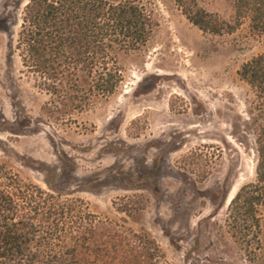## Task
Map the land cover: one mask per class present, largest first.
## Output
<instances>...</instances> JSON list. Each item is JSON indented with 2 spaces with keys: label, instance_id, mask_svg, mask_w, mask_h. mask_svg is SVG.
Wrapping results in <instances>:
<instances>
[{
  "label": "rangeland",
  "instance_id": "1",
  "mask_svg": "<svg viewBox=\"0 0 264 264\" xmlns=\"http://www.w3.org/2000/svg\"><path fill=\"white\" fill-rule=\"evenodd\" d=\"M197 1L233 20L230 1ZM28 2L0 0L1 163L64 207L60 227L92 229L89 255L123 259L154 242L155 257L171 264H264V248L250 254L227 222L228 200L256 179L261 122L239 71L264 39L249 21L214 35L176 0H141L158 27L144 49L120 55L125 79L116 93L87 105L66 83L55 92L23 65Z\"/></svg>",
  "mask_w": 264,
  "mask_h": 264
},
{
  "label": "trees",
  "instance_id": "2",
  "mask_svg": "<svg viewBox=\"0 0 264 264\" xmlns=\"http://www.w3.org/2000/svg\"><path fill=\"white\" fill-rule=\"evenodd\" d=\"M228 1L235 12L232 21L208 12L197 0H176L188 20L205 33L234 34L249 21L251 31L264 39V0ZM157 27L153 11L141 0H29L18 49L23 65L44 86L52 82L58 92L66 83L72 89L69 96L88 105L116 93L125 79L120 55L144 49ZM239 74L255 95L261 123L255 138L256 179L232 197L227 222L251 254L264 248V51L243 64ZM83 80L90 81V89L79 86ZM84 108L82 104L73 110ZM44 193L26 186L0 161V264H171L155 257L160 249L154 242L153 248L131 247L136 255L123 259L100 255V249L89 255L92 229L60 227L56 218L64 215V207H52L40 196ZM144 250L149 256L139 257Z\"/></svg>",
  "mask_w": 264,
  "mask_h": 264
},
{
  "label": "bare ground",
  "instance_id": "3",
  "mask_svg": "<svg viewBox=\"0 0 264 264\" xmlns=\"http://www.w3.org/2000/svg\"><path fill=\"white\" fill-rule=\"evenodd\" d=\"M230 202H231V198L228 200V204H227V205H229V204H230Z\"/></svg>",
  "mask_w": 264,
  "mask_h": 264
}]
</instances>
